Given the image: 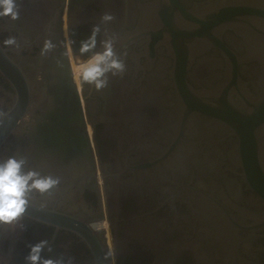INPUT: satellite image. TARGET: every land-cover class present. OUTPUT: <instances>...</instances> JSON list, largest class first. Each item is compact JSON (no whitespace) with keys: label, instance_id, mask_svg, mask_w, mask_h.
<instances>
[{"label":"flooded vegetation","instance_id":"1","mask_svg":"<svg viewBox=\"0 0 264 264\" xmlns=\"http://www.w3.org/2000/svg\"><path fill=\"white\" fill-rule=\"evenodd\" d=\"M115 1L126 9L134 7L132 0ZM17 4L19 19L0 17L4 47L9 37H15L19 45L24 34L37 35L44 28L47 34L52 31V23L46 24L57 4L51 0H17ZM47 4L52 5L51 14L41 29L36 15L33 20L27 18L35 23L30 31L18 24L24 22L25 11L41 12ZM62 10L60 34L73 53L88 59L101 52L99 34L93 52H79L93 28L70 25L68 20L67 29L66 3ZM38 51L39 46L32 44L21 56ZM35 79L44 82L39 74ZM112 82L118 85L116 79ZM153 93L140 109L127 105L120 112L119 106L112 105V97L105 115L86 124L91 143L81 151L70 120L63 121L68 127L38 131L40 119L48 124L49 115H42L36 99L21 102L26 111L13 121L3 115L14 107L16 90L0 73V122L4 129L10 123L13 126L0 147V162L10 156L23 157L27 161L24 171L59 178L50 193L33 191L30 195V207L47 212L45 221L24 214L14 225L0 224V264H27L30 245L40 240L52 247L51 252L42 253L44 258L70 257L72 264H264V200L236 174L237 158L230 152L234 140H226L223 130L210 137L200 127L199 117L190 116L191 130L181 134L186 143L177 151L173 148L169 159L161 158V146L170 136L164 124L174 115L169 89L166 94L162 89ZM228 187L237 208L226 209L234 212V220L224 215L222 219L217 212L210 214L200 205L203 199L215 200ZM96 223L102 225L99 230L91 227Z\"/></svg>","mask_w":264,"mask_h":264},{"label":"water","instance_id":"2","mask_svg":"<svg viewBox=\"0 0 264 264\" xmlns=\"http://www.w3.org/2000/svg\"><path fill=\"white\" fill-rule=\"evenodd\" d=\"M52 1L57 7L46 24L52 23L51 33L44 28L37 35L24 34L18 47L0 43V73L16 90L14 107L3 115L13 121L26 111L21 102L36 99L42 115H49L48 124L40 119L38 131L68 127L63 121L70 120L82 151L91 143L86 124L105 115L112 97V105L119 106L120 112L127 105L140 109L155 89H162L163 94L169 89L174 118L163 123L170 136L161 146V158L169 159L173 148L177 151L186 143L182 131L189 133L190 116H198L200 127L210 137L214 131L223 130L226 140H234L230 152L237 158L236 174L264 200V0H132L134 7L127 9L117 6L115 0ZM65 3L67 29L69 24L100 25L101 41L112 37L115 51L126 65L122 75L109 73L108 86L100 91L79 75L77 93L69 57L81 62L87 57L76 56L70 43L62 39ZM52 5H45L41 12L25 11L24 22L18 24L30 31L35 28L32 20L36 15L41 29ZM104 13H111L114 19L102 23ZM123 16L129 20L123 22ZM46 39L56 47L42 56ZM32 44L38 45L39 51L21 56V51L31 50ZM99 48L103 51L101 43ZM36 74L45 84L35 79ZM12 127L10 123L4 129L0 122V147ZM231 190L228 187L215 200L203 199L200 205L210 214L217 212L222 219L224 215L234 220V212L226 209L237 208ZM39 212L29 204L25 214L45 221L43 214L47 212ZM254 215L261 217V213Z\"/></svg>","mask_w":264,"mask_h":264},{"label":"clouds","instance_id":"3","mask_svg":"<svg viewBox=\"0 0 264 264\" xmlns=\"http://www.w3.org/2000/svg\"><path fill=\"white\" fill-rule=\"evenodd\" d=\"M19 5L17 0H0V17H10L12 20L19 19ZM114 19L111 13H104L102 23L111 22ZM100 25L93 26L91 35L81 42L79 52L86 54L93 52L97 45V35ZM7 46H19L15 37H9L4 41ZM103 51L94 52L89 60L80 66L79 75L81 80L100 91L108 86V74L113 76L122 75L126 69L124 61L115 51V43L112 37L101 41ZM52 40L46 39L41 49V55H47L55 49ZM27 161L23 157L10 156L0 162V224L14 225L25 214L33 191L41 194L50 193L59 184V178L41 176L35 170L24 171ZM99 230L102 225H92ZM52 251L47 240H40L30 245V251L25 257L27 264H72L71 258L67 260L63 256L52 259L44 258L42 253Z\"/></svg>","mask_w":264,"mask_h":264},{"label":"bare ground","instance_id":"4","mask_svg":"<svg viewBox=\"0 0 264 264\" xmlns=\"http://www.w3.org/2000/svg\"><path fill=\"white\" fill-rule=\"evenodd\" d=\"M64 16V15H63ZM69 63L71 61V67H72V74H73V80L75 82V86L79 84V70H80V66L84 63H86L89 59L81 62V61H74L71 57H69ZM79 88V86H78ZM77 90V87H76ZM77 93L79 94V89L77 90ZM88 133H89V129L87 127Z\"/></svg>","mask_w":264,"mask_h":264}]
</instances>
